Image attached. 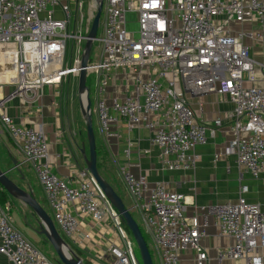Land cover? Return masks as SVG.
<instances>
[{
	"label": "built area",
	"instance_id": "1",
	"mask_svg": "<svg viewBox=\"0 0 264 264\" xmlns=\"http://www.w3.org/2000/svg\"><path fill=\"white\" fill-rule=\"evenodd\" d=\"M73 1L75 15L70 0H0V88L12 85L0 92V128L33 165L66 238L91 248L93 229L103 226L109 235H102L104 249L93 250L97 264H138L123 219L86 166L76 165L67 179L58 177L51 170L45 124L20 125L5 112L13 97L28 99L45 85L79 75L81 55L68 61L67 42L86 40L97 5L95 0L90 5L84 26L79 0ZM57 8L62 18L56 17ZM103 18L102 35L95 39L100 53L86 70L97 73L94 112L105 137H120L121 120L128 133L143 126L164 168L194 169L195 148L208 142L223 119L196 121L188 98L227 95L233 103L230 146L240 177L246 170L259 178L264 172V74L256 81L264 62L250 55L246 39H264V0H104ZM254 20L258 29L238 28ZM131 22L136 29L128 27ZM118 69L133 74V89L108 98ZM10 71L15 76L7 75ZM132 145L128 136L127 160ZM115 162L160 264H212L210 247L203 243L210 226L230 239L216 250V264H264V208L244 196L247 185H241L236 200L196 205L165 181L151 182L146 173ZM190 204L194 212L188 214ZM9 207L0 201V253L13 264H54L13 224Z\"/></svg>",
	"mask_w": 264,
	"mask_h": 264
},
{
	"label": "crops",
	"instance_id": "2",
	"mask_svg": "<svg viewBox=\"0 0 264 264\" xmlns=\"http://www.w3.org/2000/svg\"><path fill=\"white\" fill-rule=\"evenodd\" d=\"M71 7L73 8L72 14L75 15V4L71 3ZM55 15L57 18L63 17V13L58 8ZM129 24L132 25L133 23ZM129 24L128 27L132 29ZM238 28L246 31L258 29L259 23L254 20L251 23L242 24ZM246 42L250 45V55L255 60L264 62V39L261 41L246 39ZM0 67H3L2 63H0ZM127 72L120 69L115 71L107 88L106 95L108 98L120 97L132 91L133 85L131 82L133 81V74ZM9 74L10 76H15L11 71L7 73V75ZM263 74L260 69H257L258 79L256 84L260 83V78ZM11 89L12 85L5 84L0 88V92L3 94ZM188 99L196 121L212 124L213 120L217 117L223 119V124L216 129L213 136L209 137L208 142L195 148V152L199 155V158L194 169L169 170L164 168L158 156V148L150 143V131L142 126L134 128L128 133L126 123L121 120L118 126L120 134L118 139L112 137L108 140L98 126L102 146V154L99 157L98 153V157L99 161L102 162L100 172L103 177L115 188L109 177L107 163H110L118 171L117 163L115 162V159H117L120 164L127 163L134 173H146L151 182L165 181L169 189L185 195L189 203L194 202L196 205H201L210 202L236 200L241 193V185L245 184L248 186L247 192L244 193L247 200L259 203L264 208V172L259 178H253L250 173L243 170L240 177L236 154L230 146L233 134L228 114L233 108V103L229 97L227 95L209 93L200 97L189 96ZM74 103L75 99L73 95L70 96V93L64 95L55 85L43 86L34 97L25 99L15 96L5 103V112L17 124L33 126H37L41 122L45 124L46 137L49 141L48 151L51 170L58 177L66 179L70 175L71 170L78 164L82 165L81 163L84 161L81 147L85 142L82 138V131L75 129V126H79V121L75 120L77 115ZM128 136L133 145L131 146L130 158L127 160L124 149L127 145ZM86 151L88 150L86 149ZM13 160H15L20 173L14 169L12 170L13 172L10 171L12 173L8 172L7 175L22 188L26 190L31 189L39 204L51 215L52 209L37 175H34L31 169H23V165L27 162L20 147L0 128V168L6 170L14 166ZM0 190L5 193V200L1 203H9L8 215L13 224L17 227L16 222H18L23 226V231L27 236L38 237L39 235V238L41 237L42 240H45L43 235L35 231L38 218L34 211L21 200L9 195L2 186H0ZM130 199H132L131 196ZM132 205L133 201L130 207ZM193 212L194 206L192 204L188 205L187 213L191 214ZM102 228L103 226L93 229L95 236L91 248H82L76 242L71 241L76 245V253L79 256L78 251H83L87 254V258L85 259L80 256L83 261L88 260L93 264H97L94 259L93 250L104 249V238L102 235L104 234L105 238L109 235ZM207 231L208 236L203 240V243L208 246L211 240L217 242L213 247L209 245L212 264H216V250L219 247L227 245L230 239L216 235L217 230L213 226H210ZM45 242L48 241L45 240ZM236 262L225 260L224 264H234ZM0 264L13 263L0 253Z\"/></svg>",
	"mask_w": 264,
	"mask_h": 264
},
{
	"label": "water",
	"instance_id": "3",
	"mask_svg": "<svg viewBox=\"0 0 264 264\" xmlns=\"http://www.w3.org/2000/svg\"><path fill=\"white\" fill-rule=\"evenodd\" d=\"M95 2L97 6L90 29L86 35L85 46L80 58V72L78 75V92L80 95L79 106L85 121L88 146V151H86L85 144H83L81 147V153L87 170L98 182L101 189L104 191L112 205L117 209L121 218L131 232L141 257V262L138 259V264H153L148 244L143 236L138 222L131 212V207H127L125 205L123 198L119 195L111 183L103 177L97 166V148L91 113V99L89 88L86 85V67L90 59L92 44L94 40L98 38L97 32L100 25V17L103 12L104 0H95ZM13 163L15 165L9 169L2 170L0 168V186H2V188L5 189L9 195L21 200L34 211L38 218L35 231L38 234L43 235L44 239L54 247L60 264H85L83 259L70 247L67 241L60 234L51 215L48 214V212L39 204L34 197L32 190L22 188L7 175L8 172L14 169L20 172L16 166L15 160H13Z\"/></svg>",
	"mask_w": 264,
	"mask_h": 264
},
{
	"label": "rangeland",
	"instance_id": "4",
	"mask_svg": "<svg viewBox=\"0 0 264 264\" xmlns=\"http://www.w3.org/2000/svg\"><path fill=\"white\" fill-rule=\"evenodd\" d=\"M94 0H79V10L78 13H80L81 11L84 14V26L86 24V20H87V16H88V12H89V7L90 5L92 6ZM70 3L75 4L73 0H70ZM128 18L129 20H131L133 18V13L129 12L128 13ZM103 12L102 15L100 17V25L98 28V32H97V37H100L102 35V22H103ZM129 26L132 27V29H136V24L133 23L132 25L129 24ZM85 30V29H84ZM85 46V41L83 40H71L69 39L67 42V60L69 61L74 60L76 57H78L79 55L82 54L83 52V48ZM100 53V42L98 40H95L92 44V48H91V54H90V61H95L98 59V55ZM86 85L89 88V94H90V99H91V108L93 110H91L92 113V119H93V128H94V132H95V137H96V145L97 148L99 150V157L102 154L101 149V140H100V134L98 131V120H97V116L96 113L94 112V101H95V91H96V86H97V73L93 70L87 71V75H86ZM58 89H60L61 92H63L64 95L70 93V96L73 95L74 99H75V111H76V117L75 120L79 121V126H75V129H80L82 131V138L86 144V149L88 150V146H87V138H86V127H85V121L84 118L82 117L81 113H80V109H79V92H78V76L77 75H73L71 74L69 77H66L63 79L62 83L60 85L57 86ZM47 142L49 143V141L47 140ZM82 165L84 164L81 163ZM23 169H31L32 173H34V175H37L33 165L31 163H25L23 165ZM107 169L109 172V177L111 179V181L113 182V185L115 186V188H117L116 190H118L119 194L123 197L124 201L127 203V205H131L132 204V199H130V194L128 192V190L126 189V186L124 184V182L122 181V178L120 176V174L118 173L117 169L112 166L110 163H107ZM13 172V171H12ZM10 172V173H12ZM16 172V171H15ZM20 173V172H19ZM48 210H50L48 208ZM132 212L134 213V216L136 217V219L138 220L139 224H141V226L144 228L145 232L148 235V240H149V245L152 249V260H153V264H160V259H159V255L156 252V248L154 243L152 242L145 226L144 223L141 220L140 214L138 212L137 209H133L132 208ZM12 216H14L13 213H11ZM51 217L58 229V231L60 232V234L63 236V238L67 241V243L71 246V248L77 252V247L75 244H73L71 242L70 239L66 238V236H64V234L62 233V230L60 229L58 223L55 221L54 216L51 212ZM17 223V227L20 228L19 230L22 232V234L29 239L51 262H53L54 264H60L58 262V255L57 252L55 251L54 247L48 243L45 242V240H42V238L34 236H27L26 233H24V228L23 226H21L18 222ZM24 225V224H23ZM42 241V242H41ZM44 242V243H43ZM217 242L215 240H211V243L209 242L210 247H213V245H215ZM228 243V242H227ZM133 245H134V249L136 252V256L137 258L140 260L141 262V257H140V253L137 247V244L135 242V240H133ZM208 245V246H209ZM80 256L83 257L84 259L87 258V254L83 251H78ZM234 264H241L240 261H237Z\"/></svg>",
	"mask_w": 264,
	"mask_h": 264
},
{
	"label": "trees",
	"instance_id": "5",
	"mask_svg": "<svg viewBox=\"0 0 264 264\" xmlns=\"http://www.w3.org/2000/svg\"><path fill=\"white\" fill-rule=\"evenodd\" d=\"M85 127H86V126H85ZM96 148H97V145H96ZM98 153H99V150H98V148H97V166H98V169H99V171H100V166H101L102 162L99 161ZM100 173H101V172H100ZM101 174H102V173H101ZM115 190H116V189H115ZM116 191L118 192V190H116ZM118 193H119V192H118ZM119 195H120V194H119ZM120 196H121V195H120ZM121 197H122V196H121ZM122 198H123V197H122ZM4 200H5V193H4V192H1V190H0V201L3 202ZM123 201H124V199H123ZM124 202H125V201H124ZM125 205H126L127 207H130V205H127L126 202H125ZM131 212H132V210H131ZM132 214H133V216H134V213H133V212H132ZM134 218L136 219L135 216H134ZM136 221L138 222L137 219H136ZM123 223H124V225H125V228H126L127 231L129 232V234H130L131 237L133 238L131 232L129 231V229H128V227L126 226V224H125L124 221H123ZM138 224H139V222H138ZM139 226H140V228H141V230H142L143 236H144V238H145V240H146V242H147V244H148L149 250H150L151 255H152V249H151V247H150V245H149L148 235H147V233L145 232L144 228L141 226V224H139ZM133 240H134V239H133ZM84 262H85V264H93L92 262H90V261H88V260H85Z\"/></svg>",
	"mask_w": 264,
	"mask_h": 264
}]
</instances>
